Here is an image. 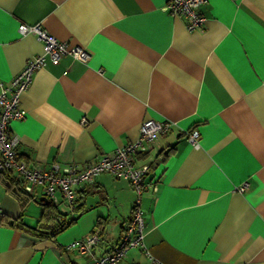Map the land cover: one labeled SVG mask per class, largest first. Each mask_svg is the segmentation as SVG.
I'll use <instances>...</instances> for the list:
<instances>
[{"label":"crops","instance_id":"crops-1","mask_svg":"<svg viewBox=\"0 0 264 264\" xmlns=\"http://www.w3.org/2000/svg\"><path fill=\"white\" fill-rule=\"evenodd\" d=\"M165 1L0 0V80L42 52L21 23L88 55L45 56L35 70L25 116L8 126L17 157L42 169L86 165L136 139L144 119L168 120L135 157L151 167L140 196L150 255L132 248L121 264H264V0H207L195 31ZM8 180L0 173V264H93L66 246L98 228L93 255L109 253L136 198L127 180L100 173L75 187L72 214L55 204L46 223L74 220L51 235L42 202Z\"/></svg>","mask_w":264,"mask_h":264},{"label":"built area","instance_id":"built-area-1","mask_svg":"<svg viewBox=\"0 0 264 264\" xmlns=\"http://www.w3.org/2000/svg\"><path fill=\"white\" fill-rule=\"evenodd\" d=\"M207 0H166L165 9L174 16L187 18L185 27L188 31L199 30L205 19L200 12V5ZM21 34H31L42 43V52L27 59L23 67L15 73L8 82L0 80V172L5 171L14 176L19 186L28 194L45 196L49 201L57 204L64 201L72 214L76 207L77 185L91 183L100 173H110L116 178L127 180L136 193L130 218L124 226L114 248L101 256L93 255L92 249L101 240L100 231L94 228L84 238L72 241L66 248H70L82 255H89L93 264H121L122 259L132 248H142L147 255L149 251L144 244V223L141 210V193L146 188L145 176L151 170L147 163L136 164V155L150 148L158 135L167 132L172 123L168 120L144 119L136 139L114 151L104 154L97 160L86 165L76 163L60 165L53 163L47 169L29 167L17 157L16 147L18 137L9 133V123L22 119L25 111L20 107L22 93L32 82L35 70L45 62V56L52 61H58L64 55L85 61L87 52L78 46H68L66 42L50 35L39 25H18ZM199 132L192 129L188 132V139L197 144ZM155 180V179H154ZM150 182L152 190L157 191V183ZM245 185L238 187L243 191ZM151 264H161L158 259L151 258Z\"/></svg>","mask_w":264,"mask_h":264},{"label":"trees","instance_id":"trees-1","mask_svg":"<svg viewBox=\"0 0 264 264\" xmlns=\"http://www.w3.org/2000/svg\"><path fill=\"white\" fill-rule=\"evenodd\" d=\"M0 173L5 174V175H7V177L10 178V180H8L9 182H7L6 184H7V188H9L14 194L18 195L20 193V194H24V195L29 196V194L27 192H25L19 186V182L16 179L10 177V173L5 172V171H1ZM34 199L37 200L36 198H34ZM41 204L43 206H42V212H41L40 220L41 221L45 220L44 223H46V222H48V219L52 218V217H50V214H52V211H54V209H55V203L49 201L47 204H43V203H41ZM58 215L57 214L55 215L57 223L53 224V222H52V223H46L45 224V226L47 225L50 228V230H51L50 234L51 235L53 233H56V232L62 230L63 228H65L68 224H70L74 220V218L66 220L65 216L63 217V216H58ZM12 224H14V223H12ZM20 227H23V226L20 225Z\"/></svg>","mask_w":264,"mask_h":264},{"label":"water","instance_id":"water-1","mask_svg":"<svg viewBox=\"0 0 264 264\" xmlns=\"http://www.w3.org/2000/svg\"><path fill=\"white\" fill-rule=\"evenodd\" d=\"M38 200L43 204H47L49 202V200L45 196L39 197Z\"/></svg>","mask_w":264,"mask_h":264}]
</instances>
